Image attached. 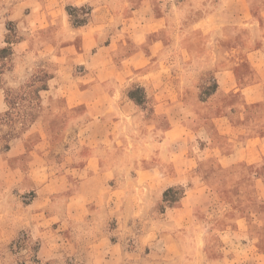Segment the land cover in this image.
<instances>
[{
  "label": "rangeland",
  "instance_id": "rangeland-1",
  "mask_svg": "<svg viewBox=\"0 0 264 264\" xmlns=\"http://www.w3.org/2000/svg\"><path fill=\"white\" fill-rule=\"evenodd\" d=\"M216 1L89 0L86 4L72 7L64 0L59 1L58 5L47 0H0V50L7 47L11 49L6 55L0 54V137L9 131L13 135L8 151L0 141V264H80L86 256L89 236L80 230L84 225L60 215L62 202L53 203L44 214L31 213L29 217L24 211L25 206L36 196L39 188L36 182H53L46 195L56 199L64 200L74 192L76 178L68 176L69 183L66 182V167L73 165L77 159H83L88 152L87 147L78 150L75 140L69 144L62 136L64 118L69 113L65 111L62 100L58 99L60 95L50 91L51 83L63 76L58 72V66L62 64L57 54L81 48L79 39L65 40L72 35L67 27L75 28L72 22L81 20L93 25H105L102 29L93 27L97 28L93 32L96 38L102 39L95 41L97 45L93 46L91 52L111 50L110 61L115 66L133 52L146 50V45L152 39L161 36L165 41V49L159 64L175 69L189 63L186 60V48H193L195 52L201 49L199 43L193 42L190 36L199 37L201 30L187 27L188 21L197 20L205 12L201 4L211 6ZM67 8L73 10V18L68 16ZM153 17L165 22L158 33H150L144 38L145 43L141 37L129 38L130 31L138 27L139 22L142 25L149 24ZM105 35L109 37L107 42ZM216 35L213 31L210 38ZM216 45L211 40L208 48L210 53L215 51ZM195 46L200 47L197 49ZM106 60L109 63V57ZM85 66L77 64L74 73L81 72ZM41 70L52 75L54 80L48 82V90L36 94L44 82ZM136 83L131 84L133 86L128 92L138 91L137 96L142 98L139 108L142 109V120L146 119L142 121L143 131L157 134L174 124L184 143L187 142L188 150L183 147V151L178 153L177 162L188 167L189 181L193 182L185 180V184L171 187L176 193L168 199L189 195L195 200L201 198V201L193 207L182 224L171 227L169 215L180 200L174 204L165 203L162 195L147 214L129 220L125 237L131 241L127 245L128 250L137 232H147L146 236L151 242L146 248L147 252L157 248L154 251L160 256L170 247L162 237L177 229L175 234L179 237V243L174 241L176 249L183 252L186 258H194L200 264H218L222 261L226 264H264V186L255 183L258 177L264 184V157L255 165L223 160L225 167H221L216 162L231 153L237 136L240 138L239 146L245 142L246 133L239 134L218 121L221 112L225 111L223 109L227 111L231 106L241 104L239 97L231 93L215 96L210 100L211 104L206 106L195 104L193 110L196 114L190 117L180 104L169 107L164 103L165 97L159 91L161 102L154 96L147 98ZM213 83L211 73L199 76L197 89L189 90L187 94L182 90L177 91L178 101L188 98L195 103L196 94L206 99L204 96L213 92ZM8 89L18 92V105L11 110V119L15 124H9L8 119L2 116L9 111L5 102ZM157 101L160 105H157ZM213 103L222 106L215 110ZM188 114L189 121L184 119L187 121L185 123L182 119ZM244 115L247 116L244 122L247 130L255 126L260 130L264 128V104L246 106V114L241 113V110L234 111L231 117L235 123H241V116ZM171 116L177 117L174 123L169 119ZM17 118L22 124L16 121ZM130 130L135 131V127ZM132 144L128 148L133 150ZM146 148L143 156L147 157L145 164L148 166L153 164L148 156H153L154 150L150 151L148 145ZM136 156L129 154L127 160L136 161ZM204 160L208 161L199 163ZM61 182H65L63 189L67 190L58 192L56 185ZM117 223L113 219L108 227H116ZM181 231L184 233L181 234ZM118 239L114 231L113 240Z\"/></svg>",
  "mask_w": 264,
  "mask_h": 264
},
{
  "label": "crops",
  "instance_id": "crops-1",
  "mask_svg": "<svg viewBox=\"0 0 264 264\" xmlns=\"http://www.w3.org/2000/svg\"><path fill=\"white\" fill-rule=\"evenodd\" d=\"M59 1L47 0L57 5ZM64 1L72 7L89 2ZM201 8L205 12L197 20L191 23L188 21L187 25L201 30L199 37L190 35L201 49L195 46L200 50L195 52L193 48H186V60L189 63L175 69L173 66H162L161 62L159 64L165 49V41L161 36L152 39L146 45V50L133 52L121 60V65L115 66L110 61L111 50L91 52L93 46L97 45L95 41L102 39L99 36L96 38L93 32L105 25L87 22L84 26L72 29L67 27L73 37L69 35L65 40L79 39L81 48L57 54L62 64L58 66V72L63 76L51 83L50 91L60 95L58 99L62 100L65 111L69 113L64 118L62 136L69 144L75 140L78 150L87 147L88 152L83 159H77L73 165L66 167V182L69 183L68 176L76 178L74 192L64 200L56 199L46 195L53 182H36L35 185L39 186L36 196L25 206L24 211L29 217L31 213L44 214L53 203L62 202L60 215L84 225L80 230L89 236L86 256L80 264H200L198 260L186 258L183 252L176 249L174 241L179 243V237L175 234L177 229L162 237L170 247L169 251H163L160 256L154 251L157 248L147 252L150 242L147 232H137L129 249L131 252L127 248L131 242L125 239L129 220L147 214L166 190L185 184V180L189 181L188 167L177 162L178 153L183 151V147L188 150L187 142L184 143L174 124L157 134L143 131L142 121L145 118L142 120V109L128 97V90L133 86L131 84L137 82L147 98L154 96L161 102L159 91L169 107L179 104L185 107V112L191 115L182 119L185 123L189 121V116L196 114L193 110L195 104L206 106L211 104L210 100L215 96L236 93L241 109L239 106H231L227 111L223 109L225 111L221 112L218 121L239 134L246 133L245 142L239 146L240 138L237 136L231 153L216 162L221 167H225L223 160L255 165L264 157V128L260 130L255 126L247 130L244 124L246 115L241 116V123H235L231 117L234 111L241 110V113L246 114V106L264 104V0H217L211 6L201 4ZM164 24L158 17H153L149 24L142 25L139 22L138 27L130 31L129 38L141 37L145 43L144 38L150 33H158ZM213 31L217 35L210 38ZM104 38L105 42L109 40L108 35ZM211 40L217 45L215 51L210 53L208 48ZM79 63L86 66L81 72L74 73ZM136 71L139 73L135 74ZM205 73L213 75L215 94L213 92L206 99L196 94L195 103L188 98L178 101L177 91L182 90L187 94V91L197 89V78ZM51 80H54L52 75L48 82ZM160 102L157 101V105ZM213 105L215 110L222 106ZM176 116L169 117L171 123L176 121ZM131 127H135V131H131ZM153 128L156 129V126ZM130 143H133V150L128 148ZM147 145L150 151L154 150L153 156H148L153 164L148 166L145 164L147 157L143 156ZM129 154H137V160L128 161ZM255 181L256 185L264 186L260 178L257 177ZM64 184L61 182L56 185L58 192L67 190L63 189ZM193 199L189 195L180 199L178 206L169 215V226L180 225L188 218L193 207L201 201V198ZM113 219L118 223L116 227L110 228L108 224ZM114 231L119 236L118 240H113ZM218 264L226 263L222 261Z\"/></svg>",
  "mask_w": 264,
  "mask_h": 264
},
{
  "label": "trees",
  "instance_id": "trees-1",
  "mask_svg": "<svg viewBox=\"0 0 264 264\" xmlns=\"http://www.w3.org/2000/svg\"><path fill=\"white\" fill-rule=\"evenodd\" d=\"M75 11V10H74ZM82 11V9H81ZM66 12L68 14V16L70 18H73V10H70V8H67L66 9ZM88 13V12H87ZM87 22H85V20H81V21H73L72 22V25L73 27H80V26H84ZM9 52H11V49L10 47H7V48H4V49H1L0 50V54L2 55H6L8 54ZM2 58H4V56H2ZM6 58V57H5ZM41 74H43V77H44V82H43V85L41 86V88L39 90H36V94H38L40 91H45L47 90V83L49 81V79L51 78V75L45 71H40ZM213 92L216 90V85L215 83H213ZM138 90V89H137ZM213 92L209 93L207 96H204V97H208L209 95H211ZM17 93L16 90H12V89H8L5 93V102L7 104V106L9 107V111H7L6 113H4L2 116L6 119H8V123L9 124H15V121H13L11 118H12V113H11V110L13 109H16V105H18V103L16 102L18 96H17ZM137 93L138 91H135V93L133 92H128V97L130 100H132L135 104L137 105H140L142 103V98L141 97H138L137 96ZM142 93H143V90H142ZM144 95V94H143ZM204 99V98H203ZM20 119L17 118L16 121L19 122L20 124L21 121H19ZM16 122V123H17ZM13 139V135H12V131H9L7 133H5L2 137H0V141H2L3 143V147L5 148L6 151L9 150V143L10 141ZM176 193L175 189H168L166 190L164 193H163V202H170L172 204L174 203H177L181 198H177V199H174V200H169L168 197L170 195H174Z\"/></svg>",
  "mask_w": 264,
  "mask_h": 264
}]
</instances>
